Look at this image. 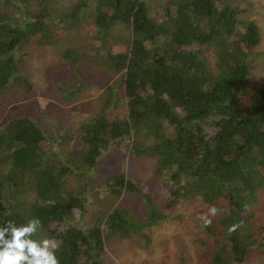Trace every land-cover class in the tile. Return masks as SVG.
<instances>
[{
    "label": "trees",
    "instance_id": "obj_1",
    "mask_svg": "<svg viewBox=\"0 0 264 264\" xmlns=\"http://www.w3.org/2000/svg\"><path fill=\"white\" fill-rule=\"evenodd\" d=\"M54 1L0 0V102L12 82L30 88L15 57L26 43L53 45L57 32L92 18L102 44L126 27L128 50L103 55L118 79L105 90L102 109L79 126L77 149L53 151L51 138L26 115L0 127V225L39 218L33 238L58 240L60 264H104L110 235L128 241L132 252L149 250L151 228L175 219L143 186L123 174L109 184L113 196L142 199L143 219L119 206L87 229L79 221L88 215V185L79 193L65 189L70 176L124 145L132 157L156 159L169 180L168 204L200 198L219 209L202 227L207 242L197 264H264V90L247 87L261 42L247 15L260 1L165 0L160 11L145 0H74L58 11Z\"/></svg>",
    "mask_w": 264,
    "mask_h": 264
},
{
    "label": "rangeland",
    "instance_id": "obj_2",
    "mask_svg": "<svg viewBox=\"0 0 264 264\" xmlns=\"http://www.w3.org/2000/svg\"><path fill=\"white\" fill-rule=\"evenodd\" d=\"M145 1L154 4V8L165 2ZM259 1L247 15L261 30V42L249 60L247 87L256 92L264 90V6H261L264 0ZM73 3L74 0H55L53 7L63 11ZM92 23L89 18L77 29H62L56 33L57 41L53 45L40 47L32 41L16 52L19 74L29 82L30 88L12 82L2 91L0 127L16 114L26 115L51 138V145H47L53 151L66 153L77 149L79 126L102 109L105 90L118 79V75L105 68L102 57L107 50L112 53L127 51L125 41L130 36L129 30L120 25L102 44ZM66 51H72L75 57L66 58ZM125 143L130 142L126 140ZM121 174L158 198L164 211L175 220L151 228L153 244L149 250L132 252L128 241L110 235L105 241L104 264H197V254L205 250L207 239L202 222L196 217L207 212L208 205L200 198L177 205L168 204L163 186L168 185L169 180L159 175L156 159L132 157L124 145L111 146L102 153L94 168L67 179L65 189L68 191L79 193L88 185L87 190L84 189L89 203L88 215L79 224L87 229L95 224L97 217L106 216L119 206L138 219L144 218L145 207L139 196L111 195L109 184L115 175ZM260 214L264 219V210Z\"/></svg>",
    "mask_w": 264,
    "mask_h": 264
},
{
    "label": "clouds",
    "instance_id": "obj_3",
    "mask_svg": "<svg viewBox=\"0 0 264 264\" xmlns=\"http://www.w3.org/2000/svg\"><path fill=\"white\" fill-rule=\"evenodd\" d=\"M215 206L208 207L207 212L199 214L196 219L201 226H211L212 219L218 214ZM241 224H232L228 234L235 232ZM41 227L39 218L28 219L17 225L15 221H7L0 225V264H60L56 252L60 242L54 238L34 239Z\"/></svg>",
    "mask_w": 264,
    "mask_h": 264
}]
</instances>
